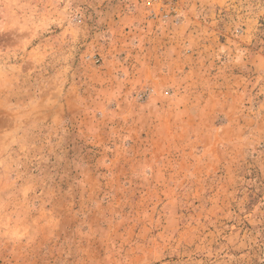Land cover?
<instances>
[{"label": "rangeland", "instance_id": "1", "mask_svg": "<svg viewBox=\"0 0 264 264\" xmlns=\"http://www.w3.org/2000/svg\"><path fill=\"white\" fill-rule=\"evenodd\" d=\"M0 264H264V0H0Z\"/></svg>", "mask_w": 264, "mask_h": 264}]
</instances>
